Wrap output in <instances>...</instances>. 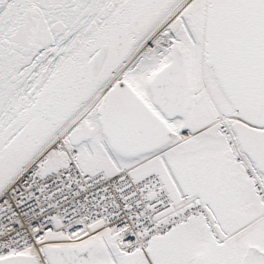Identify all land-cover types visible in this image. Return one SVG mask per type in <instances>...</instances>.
I'll return each instance as SVG.
<instances>
[{"label":"snow or ice","instance_id":"1","mask_svg":"<svg viewBox=\"0 0 264 264\" xmlns=\"http://www.w3.org/2000/svg\"><path fill=\"white\" fill-rule=\"evenodd\" d=\"M0 264H264V0H0Z\"/></svg>","mask_w":264,"mask_h":264}]
</instances>
